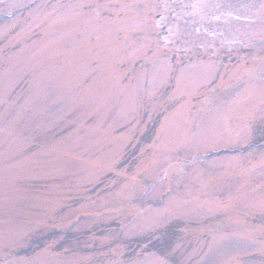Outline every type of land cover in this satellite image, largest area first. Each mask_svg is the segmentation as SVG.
I'll list each match as a JSON object with an SVG mask.
<instances>
[{
    "label": "rangeland",
    "instance_id": "obj_1",
    "mask_svg": "<svg viewBox=\"0 0 264 264\" xmlns=\"http://www.w3.org/2000/svg\"><path fill=\"white\" fill-rule=\"evenodd\" d=\"M0 264H264V0H0Z\"/></svg>",
    "mask_w": 264,
    "mask_h": 264
},
{
    "label": "trees",
    "instance_id": "obj_2",
    "mask_svg": "<svg viewBox=\"0 0 264 264\" xmlns=\"http://www.w3.org/2000/svg\"><path fill=\"white\" fill-rule=\"evenodd\" d=\"M148 251H150V250H148ZM160 252V251H159Z\"/></svg>",
    "mask_w": 264,
    "mask_h": 264
}]
</instances>
